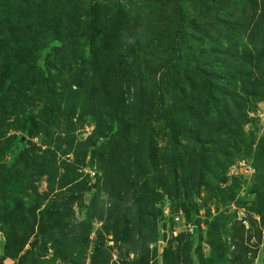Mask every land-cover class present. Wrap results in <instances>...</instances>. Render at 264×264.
I'll use <instances>...</instances> for the list:
<instances>
[{"label": "rangeland", "instance_id": "374dc122", "mask_svg": "<svg viewBox=\"0 0 264 264\" xmlns=\"http://www.w3.org/2000/svg\"><path fill=\"white\" fill-rule=\"evenodd\" d=\"M0 166V264H264V0H0Z\"/></svg>", "mask_w": 264, "mask_h": 264}, {"label": "trees", "instance_id": "16d2710c", "mask_svg": "<svg viewBox=\"0 0 264 264\" xmlns=\"http://www.w3.org/2000/svg\"><path fill=\"white\" fill-rule=\"evenodd\" d=\"M222 89V88H220ZM218 90V88H217ZM153 113L156 114L157 116H162V118L165 119L169 129H171L173 136L177 137L180 135V126L178 122V116L177 112L175 109L170 108V107H164V106H157L154 110ZM21 159V156H19ZM18 164V163H17ZM16 173L14 166H0V197L1 193H5L4 187L10 186L13 184V176ZM76 178L73 179V181ZM14 196V195H13ZM12 196V197H13ZM80 200H82V195L80 196ZM37 206H34L32 209H36ZM60 204H57V208L55 207H50V209L46 210H61ZM31 209V210H32ZM0 221L7 226V231L6 235L10 239V234L13 233L14 228L17 225V221L21 219V198H18V201L16 203V207H14L11 215H8L5 210H7L6 206H3L2 209H0ZM21 240V239H20ZM21 243V241H18V243ZM141 254H145V250L141 248L140 250Z\"/></svg>", "mask_w": 264, "mask_h": 264}]
</instances>
